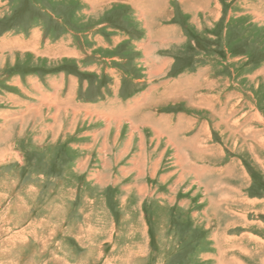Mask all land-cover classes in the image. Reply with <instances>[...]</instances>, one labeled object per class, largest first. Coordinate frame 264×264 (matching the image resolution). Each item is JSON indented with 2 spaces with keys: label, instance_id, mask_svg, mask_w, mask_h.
Masks as SVG:
<instances>
[{
  "label": "rangeland",
  "instance_id": "1",
  "mask_svg": "<svg viewBox=\"0 0 264 264\" xmlns=\"http://www.w3.org/2000/svg\"><path fill=\"white\" fill-rule=\"evenodd\" d=\"M142 3L0 0V264H264V0Z\"/></svg>",
  "mask_w": 264,
  "mask_h": 264
},
{
  "label": "crops",
  "instance_id": "2",
  "mask_svg": "<svg viewBox=\"0 0 264 264\" xmlns=\"http://www.w3.org/2000/svg\"><path fill=\"white\" fill-rule=\"evenodd\" d=\"M144 0H83V2H84V4L85 5H87V6H89V8H91V6H98V5H100V4H105V3H107V4H109V3H115V4H117L118 6H121V3H123V2H126L127 4H129L130 5V7H132L133 5L135 6V5H137L138 7L136 8V10L138 11V12H141V15H138V19H149L148 18V14L147 13H145V12H147L148 10H150V12L152 11V9H149L148 8V6H147V8L146 7H141L142 5H145L144 3H142ZM141 6H140V5ZM110 6H111V4H110ZM134 8V7H133ZM164 10H166L165 8H164ZM166 11H168V13H167V17H165L167 20H170L172 17H173V13H171V10H169V9H167ZM142 12H144L145 13V15L146 16H142L143 15V13ZM186 12H188L189 14H191L189 11H186ZM213 15L215 16V19L216 18H218V16H219V12H218V10L217 9H215V10H213ZM143 17V18H142ZM147 17V18H146ZM153 19H154V17L152 16L151 17V21H153ZM194 19V18H193ZM150 20V19H149ZM151 27V29H152V27H154V26H156V31H162L163 33H164V31H165V34L169 31V30H178L179 29V26L176 24V23H168L167 25H165V26H161V27H159L157 24H154V22L153 23H151V22H146L145 23V27ZM162 35V34H161ZM159 38V37H158ZM111 39H114V37H111ZM57 50V49H56ZM55 84H57V82L55 83ZM38 87L40 86V85H38V84H36ZM42 90H43V88L40 86L39 87V91H40V93L42 92Z\"/></svg>",
  "mask_w": 264,
  "mask_h": 264
},
{
  "label": "bare ground",
  "instance_id": "3",
  "mask_svg": "<svg viewBox=\"0 0 264 264\" xmlns=\"http://www.w3.org/2000/svg\"><path fill=\"white\" fill-rule=\"evenodd\" d=\"M143 13V12H142ZM146 13V12H145ZM143 16V15H142ZM143 18V17H142ZM150 19H151V17H150ZM148 21V20H147ZM2 44V43H1ZM178 95V94H177ZM182 96V95H181ZM114 112V111H113ZM141 121V120H140ZM230 264H236V263H230ZM238 264H240V263H238Z\"/></svg>",
  "mask_w": 264,
  "mask_h": 264
}]
</instances>
